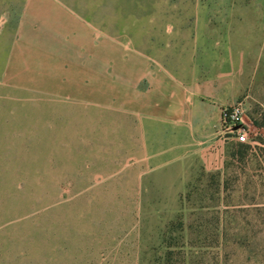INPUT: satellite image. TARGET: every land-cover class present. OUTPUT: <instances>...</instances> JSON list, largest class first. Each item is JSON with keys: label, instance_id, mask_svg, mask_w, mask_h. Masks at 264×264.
I'll return each mask as SVG.
<instances>
[{"label": "rangeland", "instance_id": "1", "mask_svg": "<svg viewBox=\"0 0 264 264\" xmlns=\"http://www.w3.org/2000/svg\"><path fill=\"white\" fill-rule=\"evenodd\" d=\"M0 264H264V0H0Z\"/></svg>", "mask_w": 264, "mask_h": 264}, {"label": "built area", "instance_id": "2", "mask_svg": "<svg viewBox=\"0 0 264 264\" xmlns=\"http://www.w3.org/2000/svg\"><path fill=\"white\" fill-rule=\"evenodd\" d=\"M246 104L240 100L223 108L221 120L223 129L239 142H248L249 127L245 121Z\"/></svg>", "mask_w": 264, "mask_h": 264}, {"label": "crops", "instance_id": "3", "mask_svg": "<svg viewBox=\"0 0 264 264\" xmlns=\"http://www.w3.org/2000/svg\"><path fill=\"white\" fill-rule=\"evenodd\" d=\"M219 120V117H217V121Z\"/></svg>", "mask_w": 264, "mask_h": 264}, {"label": "trees", "instance_id": "4", "mask_svg": "<svg viewBox=\"0 0 264 264\" xmlns=\"http://www.w3.org/2000/svg\"><path fill=\"white\" fill-rule=\"evenodd\" d=\"M240 143H244V142H240Z\"/></svg>", "mask_w": 264, "mask_h": 264}]
</instances>
